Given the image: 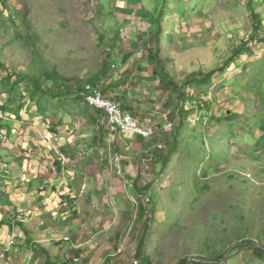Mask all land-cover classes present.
Wrapping results in <instances>:
<instances>
[{
	"label": "rangeland",
	"instance_id": "1",
	"mask_svg": "<svg viewBox=\"0 0 264 264\" xmlns=\"http://www.w3.org/2000/svg\"><path fill=\"white\" fill-rule=\"evenodd\" d=\"M263 39L264 0H0V246L19 228L56 264H264ZM98 76L148 139L85 104Z\"/></svg>",
	"mask_w": 264,
	"mask_h": 264
},
{
	"label": "built area",
	"instance_id": "2",
	"mask_svg": "<svg viewBox=\"0 0 264 264\" xmlns=\"http://www.w3.org/2000/svg\"><path fill=\"white\" fill-rule=\"evenodd\" d=\"M115 68V65L112 66ZM81 97L85 104L94 109L98 114H103L112 132L130 133L132 136H138L142 139H148L151 136V131L140 125V123L126 112L115 101L106 96L103 89L98 84L85 83L82 86ZM9 114L0 109V123H7ZM171 124L168 123L169 127ZM1 139H5V134H0ZM46 141L58 143L56 136H46ZM60 165L64 166L66 158L64 155H58ZM67 240V239H65ZM14 239L10 241V245L14 244ZM132 264H138L134 261Z\"/></svg>",
	"mask_w": 264,
	"mask_h": 264
},
{
	"label": "crops",
	"instance_id": "3",
	"mask_svg": "<svg viewBox=\"0 0 264 264\" xmlns=\"http://www.w3.org/2000/svg\"><path fill=\"white\" fill-rule=\"evenodd\" d=\"M126 33L128 34L127 36V39L124 38V35L122 33V35L120 36L121 39H123V41L125 42H129L131 43V32H129V30H126ZM134 54L130 57V60L131 61H135L136 60V56H134ZM130 65V68L131 69V64L128 63L126 64L125 63V67L129 66ZM3 104L1 103V106ZM4 111V110H3ZM7 111H8V108H7ZM7 111H4V112H7ZM9 116H11V114H9ZM10 120V119H9ZM7 123L9 124V122L7 121ZM0 124H6V123H0ZM20 208L21 210H28V202L26 201H20ZM18 207L17 205H14V207ZM13 209V208H11ZM39 213V212H38ZM2 216H0V219H1ZM18 230H14L12 229V231L8 230V234L10 236V240H13L16 236L13 234V232L15 233H18ZM47 238H48V235L49 234H44ZM44 235H38L37 238H33L31 237L30 235L26 236V240H23L22 238H18L15 240V243L14 245L16 247H19L20 246V250H18L17 248L15 247H11L10 249H8V247H5V246H0V264H25V252L26 253H31L33 252L35 255H38V254H43V250L46 251L50 257V260L53 264H56L54 261H52V250L48 247L49 244H46L47 243V239L44 237ZM2 237V242L8 238L7 236V232L5 231H2V233L0 234V238ZM5 237V238H4ZM18 237H21V234L20 236ZM10 243V241H9ZM75 251H71L70 253L71 254H74L76 255L77 254V247H75ZM53 253H56V252H53ZM44 260H45V257H44ZM45 264V263H44Z\"/></svg>",
	"mask_w": 264,
	"mask_h": 264
},
{
	"label": "trees",
	"instance_id": "4",
	"mask_svg": "<svg viewBox=\"0 0 264 264\" xmlns=\"http://www.w3.org/2000/svg\"><path fill=\"white\" fill-rule=\"evenodd\" d=\"M254 17H255V19H256V21H257V23L255 24V26L258 28V29H260V26H258V24L260 23L259 21H258V17L256 16V15H254ZM257 28H256V30H257ZM263 41H264V39H263ZM149 48H151V45L149 46ZM155 49H156V51H158L159 49H160V45H158L157 44V42L155 43ZM245 50H246V48H244ZM242 51H244V50H241V51H239L238 53L237 52H235V56L234 57H236V56H238ZM159 56V54L158 53H154V54H152L151 55V63L153 64V65H157V63H159L160 62V58L158 57ZM217 73V70H214V71H211L210 73H208V74H203V73H201V72H199L197 75H198V78H197V80L198 81H200V83L201 84H205V83H207L209 80H210V78L213 76V75H215ZM153 74L156 76L157 74H156V72L155 71H153ZM8 78H9V76H8ZM7 78V79H8ZM98 78H99V76L97 77V78H95V79H91V80H89V83H91V84H95L97 81H98ZM163 80H160V82H162ZM165 85H167V84H165ZM82 86L83 85H81V84H78L77 85V89H78V92H79V95H80V93H81V91H82ZM182 88V87H181ZM179 91H180V96H182L183 97V99H184V97H185V95L181 92V90L179 89ZM104 93H105V91H104ZM81 96V95H80ZM186 98H189V96L188 97H186ZM180 110H182V111H184L185 110V108H180ZM57 167L59 168L60 167V164L58 163V165H57ZM242 247H251V248H253L254 250H256V251H262V248H258V247H255L253 244H251V243H248V244H245V245H242ZM43 252V254H44V257H45V260H44V263L45 264H53L52 262H51V260H50V257H49V255H48V253L46 252V251H42ZM143 264H146V262H144Z\"/></svg>",
	"mask_w": 264,
	"mask_h": 264
}]
</instances>
